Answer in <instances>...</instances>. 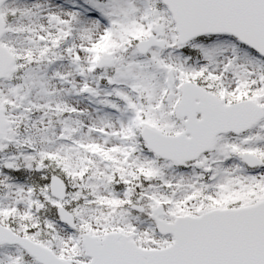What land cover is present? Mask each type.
Returning a JSON list of instances; mask_svg holds the SVG:
<instances>
[{"label": "snow or ice", "instance_id": "obj_1", "mask_svg": "<svg viewBox=\"0 0 264 264\" xmlns=\"http://www.w3.org/2000/svg\"><path fill=\"white\" fill-rule=\"evenodd\" d=\"M0 264H264V0H0Z\"/></svg>", "mask_w": 264, "mask_h": 264}]
</instances>
